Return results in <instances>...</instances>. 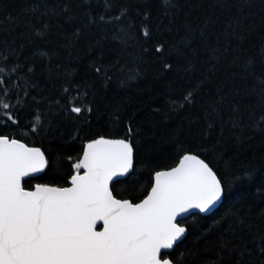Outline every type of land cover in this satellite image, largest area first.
I'll list each match as a JSON object with an SVG mask.
<instances>
[{
  "label": "trees",
  "instance_id": "trees-1",
  "mask_svg": "<svg viewBox=\"0 0 264 264\" xmlns=\"http://www.w3.org/2000/svg\"><path fill=\"white\" fill-rule=\"evenodd\" d=\"M0 68V134L47 157L25 188L68 186L87 142L124 138L135 165L112 191L138 203L193 153L225 199L167 258L264 264V0H0Z\"/></svg>",
  "mask_w": 264,
  "mask_h": 264
},
{
  "label": "snow or ice",
  "instance_id": "snow-or-ice-1",
  "mask_svg": "<svg viewBox=\"0 0 264 264\" xmlns=\"http://www.w3.org/2000/svg\"><path fill=\"white\" fill-rule=\"evenodd\" d=\"M190 97L185 95L184 102ZM178 103L173 100V107ZM9 107L0 100V109ZM8 119L16 123L11 115ZM46 164L39 148L0 134V264H174L164 250L173 249L186 233L178 218L193 210L209 212L223 196L209 165L185 154L171 170L155 172L141 202L117 199L110 185L133 168V146L125 139L87 143L72 165L70 186L25 189V178Z\"/></svg>",
  "mask_w": 264,
  "mask_h": 264
},
{
  "label": "water",
  "instance_id": "water-1",
  "mask_svg": "<svg viewBox=\"0 0 264 264\" xmlns=\"http://www.w3.org/2000/svg\"><path fill=\"white\" fill-rule=\"evenodd\" d=\"M103 137V136H102ZM98 138H100V137H98ZM98 138H96V139H98ZM103 138H106V139H124V138H112V137H103ZM94 140V139H93ZM125 140H127V139H125ZM20 141V140H19ZM92 141V140H91ZM91 141H89V142H91ZM130 141V140H129ZM20 142H22V143H24V144H26L25 142H23V141H20ZM89 142H87V143H89ZM131 142V141H130ZM87 143H86V145H87ZM132 144V143H131ZM28 147H36V148H39L42 152H43V154H44V156H45V159H46V161H47V157H46V155H45V152L43 151V149L41 148V147H39V146H30V145H28V144H26ZM86 145H85V147H86ZM133 146V145H132ZM85 147H84V149H85ZM84 149H83V151H84ZM187 154H192V155H196V154H193V153H187ZM82 156H83V153H82ZM82 156H81V158H82ZM197 157H199L200 159H202L203 161H205L202 157H200V156H198V155H196ZM183 157V156H182ZM181 157V158H182ZM180 158V159H181ZM207 164H208V162L207 161H205ZM179 163V162H178ZM177 163V164H178ZM134 165H135V150H134V147H133V168H132V170L130 171V173L129 174H127L125 177H119V178H117L118 180H122V179H125L126 177H128L131 173H132V171H133V169H134ZM209 165V164H208ZM175 167V166H174ZM209 167L214 171V169L209 165ZM46 168H47V164H46V166H45V168H44V170L42 171V172H40V173H36V174H34L33 176H31V177H28V178H25V180L22 182L23 183V186H24V182L26 181V180H28V179H31V178H36V177H39L40 175H42L43 174V172L46 170ZM167 170H171V169H167ZM167 170H162V171H167ZM81 171V174L83 173V169H81L80 170ZM215 172V171H214ZM215 174L217 175V173L215 172ZM217 178L219 179V177H218V175H217ZM220 180V179H219ZM114 182H116V180L114 179V181H113V183ZM112 183V184H113ZM112 184L110 185V187H111V189H112ZM153 184H154V181H153ZM36 185V184H35ZM34 185V186H35ZM48 186H50V185H48ZM68 186H70V181H69V185ZM68 186H66V187H68ZM55 187H57V186H55ZM222 187H223V185H222ZM25 189H27V188H25ZM27 190H34V188L33 189H27ZM151 190V189H150ZM150 192V191H149ZM113 195H114V193H113ZM115 196V195H114ZM146 198V197H145ZM118 199V198H117ZM224 199H225V192H224V188H223V196H222V198H221V200L215 205V207H213L212 209H211V211H209V212H206V213H201V212H199V210H193L191 213H189V214H186V215H184L183 217H181V218H178V219H180V220H183V219H186V218H188V217H190V216H192V215H194V214H200V215H203V216H207V215H210V214H212L214 211H216L221 205H222V203H223V201H224ZM127 200H129V199H127ZM130 201V200H129ZM142 201V200H141ZM140 201V202H141ZM139 203V202H138ZM185 228H186V233H185V235H184V237L180 240V241H178L177 242V244L178 243H180L186 236H187V233H188V229H187V227L186 226H184ZM97 230H102V223H100V224H98L97 225ZM176 244V245H177ZM176 245L174 246V248L176 247ZM174 248L173 249H171V250H164V251H166V252H172L173 250H174ZM170 259V258H169ZM171 260V259H170ZM172 261V260H171ZM175 264V263H174Z\"/></svg>",
  "mask_w": 264,
  "mask_h": 264
},
{
  "label": "flooded vegetation",
  "instance_id": "flooded-vegetation-1",
  "mask_svg": "<svg viewBox=\"0 0 264 264\" xmlns=\"http://www.w3.org/2000/svg\"><path fill=\"white\" fill-rule=\"evenodd\" d=\"M186 219H187V218H186ZM186 219L180 220L182 226H186V225L184 224V222H183V221H185ZM186 227H187V226H186ZM166 253H169V252H166Z\"/></svg>",
  "mask_w": 264,
  "mask_h": 264
}]
</instances>
